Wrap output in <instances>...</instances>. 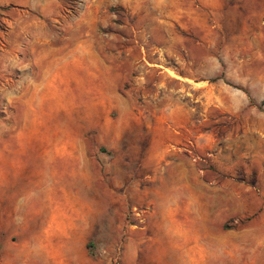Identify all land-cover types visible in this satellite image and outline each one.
I'll return each instance as SVG.
<instances>
[{"label": "rangeland", "instance_id": "374dc122", "mask_svg": "<svg viewBox=\"0 0 264 264\" xmlns=\"http://www.w3.org/2000/svg\"><path fill=\"white\" fill-rule=\"evenodd\" d=\"M53 78L75 101L7 88ZM74 146L78 258L264 264V0H0V220ZM64 241L2 220L0 264Z\"/></svg>", "mask_w": 264, "mask_h": 264}, {"label": "crops", "instance_id": "0c3cea01", "mask_svg": "<svg viewBox=\"0 0 264 264\" xmlns=\"http://www.w3.org/2000/svg\"><path fill=\"white\" fill-rule=\"evenodd\" d=\"M7 88L12 90V93L22 92L27 95H37L41 92L57 96L61 94L72 95L74 101L76 96L75 86L73 89H63L58 85L57 78H53L52 81L48 82H39L35 79L31 82L29 80H11ZM32 100L31 102L34 103L35 99L32 98ZM44 101L45 99L41 98L39 103H43ZM46 139L50 140L49 137ZM72 139L76 142L74 138ZM73 148L74 151H69L68 153H64V155L57 150L52 156V163L55 162L56 158L59 159L60 157L62 160L69 159V163L66 164L69 167L60 172L62 180L60 179L57 183H45V181H42L36 189H28L29 200L19 205V207L12 206L9 209L6 208L5 218L3 217L0 220L5 222L6 229H10L12 235L20 239H36L38 237L48 239L61 238V240H65V245L54 246L50 244L44 247L32 246L27 249L15 246L13 249L11 248V253L4 250L1 264H94L92 259L87 258L83 254H79L78 258L77 249L69 245V239L76 238L78 233L84 231L87 227L85 228L81 224L75 225L76 222L72 221L73 228L71 229L69 225H66V230L62 232L59 226L63 222H69L72 209H75L77 206L91 207L93 205V189L91 185L85 183L80 185V191H76V186H78L76 184L78 157L76 146ZM4 167L7 169L8 164H5ZM65 173H68L74 182L63 181ZM87 188L90 190V194L88 193L89 198L85 196L86 191L84 190H87ZM32 192L35 193L32 194ZM31 195L35 196L34 200L31 198ZM85 200L90 204H87ZM87 214L89 215L90 211ZM196 239L200 238H192L193 242ZM40 255H42L41 258L38 257Z\"/></svg>", "mask_w": 264, "mask_h": 264}, {"label": "trees", "instance_id": "16d2710c", "mask_svg": "<svg viewBox=\"0 0 264 264\" xmlns=\"http://www.w3.org/2000/svg\"><path fill=\"white\" fill-rule=\"evenodd\" d=\"M86 247H87V249H89L90 245H89V244H87V245H86Z\"/></svg>", "mask_w": 264, "mask_h": 264}]
</instances>
